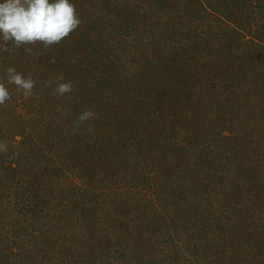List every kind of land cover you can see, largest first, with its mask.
I'll return each mask as SVG.
<instances>
[{"label": "rangeland", "instance_id": "obj_1", "mask_svg": "<svg viewBox=\"0 0 264 264\" xmlns=\"http://www.w3.org/2000/svg\"><path fill=\"white\" fill-rule=\"evenodd\" d=\"M71 2L81 22L61 42L0 51V264H264V184L231 162L264 87V16Z\"/></svg>", "mask_w": 264, "mask_h": 264}, {"label": "clouds", "instance_id": "obj_2", "mask_svg": "<svg viewBox=\"0 0 264 264\" xmlns=\"http://www.w3.org/2000/svg\"><path fill=\"white\" fill-rule=\"evenodd\" d=\"M75 5L71 0H0V51L33 45L37 42L45 47L61 42L80 24ZM25 51L30 48L25 47ZM8 84L23 90L25 98L32 95L35 81L25 78L15 67L6 69ZM70 83H59L57 93L63 95L71 91ZM10 99L6 84L0 82V105ZM94 114L84 112L79 116L81 122ZM4 146L0 145V150Z\"/></svg>", "mask_w": 264, "mask_h": 264}, {"label": "trees", "instance_id": "obj_3", "mask_svg": "<svg viewBox=\"0 0 264 264\" xmlns=\"http://www.w3.org/2000/svg\"><path fill=\"white\" fill-rule=\"evenodd\" d=\"M199 2L204 6L208 5L210 6V3L207 4V2H204V0H199ZM215 9L219 10V8H223L226 10V7H231L234 13H237L236 15H243L246 12H254V14H257L258 17L264 16V8H260L259 0H220ZM207 7V6H206ZM213 10V15H216L215 13H219L216 10ZM261 21V20H260ZM235 66H237L238 70L243 72V70L239 67L240 65L238 63H234ZM245 72V71H244ZM244 75V74H242ZM264 88V87H263ZM260 89L259 93L260 96L258 97L259 93H256L255 100L257 103V108L255 110L250 109L253 104H255V100L253 97V100H248V103L245 106V114H243L242 119L245 120L244 124H247L246 127L241 128V132L238 134L240 136L241 140V151L243 150L242 154L243 157L241 159L231 160L232 163L238 164L241 167H243V171L245 172V177L247 176L250 180L254 181V184H252L254 187L259 189L260 192H262L261 185L264 184V148L261 150V147L259 148L257 145L262 142V139L264 138V129L260 127L255 119H253V115H256L257 112H259V116L264 115V99H261L264 95V89ZM253 110V111H252ZM262 113V114H261ZM196 116H199V122L201 123L199 125V129L202 125L204 127H207L210 125V120L208 118V114L206 115L203 111H200L199 113H196ZM251 125V129L250 126ZM198 129V131H199ZM245 131V133L243 132ZM245 136L243 137V135ZM239 140V141H240ZM261 141V142H260ZM258 143V144H257ZM264 143V142H262ZM252 144V146H250ZM257 144V145H255ZM263 145V144H262ZM264 147V146H263ZM236 149H227V154H230L231 152H236ZM246 177V178H247ZM262 178V184L260 183V179ZM247 178V179H248ZM248 179V180H249ZM255 179V180H254ZM249 182H246L245 184H248ZM246 186V185H245ZM249 186L247 187V189ZM65 262V260H64ZM63 264V262H62Z\"/></svg>", "mask_w": 264, "mask_h": 264}]
</instances>
